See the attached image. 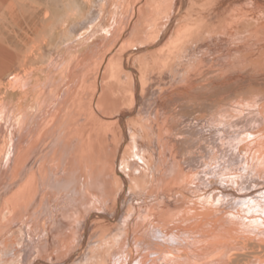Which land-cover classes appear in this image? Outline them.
Wrapping results in <instances>:
<instances>
[{
    "label": "bare ground",
    "instance_id": "bare-ground-1",
    "mask_svg": "<svg viewBox=\"0 0 264 264\" xmlns=\"http://www.w3.org/2000/svg\"><path fill=\"white\" fill-rule=\"evenodd\" d=\"M77 1L0 0V264H264V0Z\"/></svg>",
    "mask_w": 264,
    "mask_h": 264
},
{
    "label": "rangeland",
    "instance_id": "rangeland-1",
    "mask_svg": "<svg viewBox=\"0 0 264 264\" xmlns=\"http://www.w3.org/2000/svg\"><path fill=\"white\" fill-rule=\"evenodd\" d=\"M33 1H35V2H37L38 4H40V5H42V6H45V7H49L51 10H53V11H58V6L60 5L61 6V3H60V1L59 0H33ZM71 1H73V0H71ZM74 1H77V0H74ZM60 4H59V3ZM77 2H79V4L81 5V7L83 8V10L86 12L88 9H89V7H90V5H89V3H84V2H82V0H78ZM59 4V5H58ZM60 27H61V25H60ZM60 29V33H61V35L63 34V28H59ZM244 71H234V73H232V75H230V76H228V78L226 77L224 80L225 81H223V80H221V81H223V82H217V83H214L215 85H214V87L213 88H211V89H209V93L208 92H204L203 93V95H200V97L201 98H203V99H208L207 100V102H206V104L208 103V104H216L217 105V103H214L217 99H218V101H220L221 100V98L222 99H224V100H229V99H231V98H233V97H235L236 96V94H238V93H242V91H244V92H246V91H249L250 90V86L252 87L253 85L252 84H254L255 85V82H256V84H257V80H258V84H257V86L259 87V88H261V89H263L264 90V79L263 78H261L262 79V84H261V82H259V80H261L260 78H257L256 77V73H253L252 74V72L249 74V72L248 73H243ZM247 72V71H246ZM242 73V74H241ZM236 76V77H235ZM238 76V77H237ZM242 76L244 77V78H242ZM235 77V78H234ZM233 78H234V81H233ZM226 79L227 80H229V81H227L228 82V84H227V82H226ZM243 79H245V80H243ZM236 80V81H235ZM238 81H240L239 83H237L236 84V82H238ZM254 81V82H253ZM224 82L227 84V85H229L228 87L229 88H227V87H224L226 84H224ZM232 82H234V83H232ZM231 83V84H230ZM245 83V84H244ZM247 83V84H246ZM217 84V85H216ZM224 84V85H223ZM235 84V85H234ZM240 84V85H239ZM242 84V85H241ZM248 84H250V86L248 85ZM219 85V86H218ZM232 85H234V86H232ZM237 85H238V88H240L241 86V88L238 90L237 89ZM261 85H263V86H261ZM223 86V87H222ZM236 88V89H234V88ZM254 87H256V86H253L252 88H254ZM257 87V88H258ZM263 87V88H262ZM243 88H245V89H243ZM226 89V90H225ZM222 90V91H221ZM231 90V91H230ZM148 91V92H147ZM146 91V95L147 96H145V97H148L149 95H151L152 93L149 91V90H147ZM228 91H230V92H228ZM238 92V93H237ZM215 93H217V94H215ZM230 93V94H229ZM210 94V95H209ZM212 94V95H211ZM219 94V95H218ZM225 94V95H224ZM227 94V95H226ZM206 95H208V96H206ZM221 95H222V97H221ZM217 96V97H216ZM226 96V97H225ZM138 97H139V102L137 101L135 104V107L137 106V110H136V112H135V115H137V116H139V110L141 109V108H143L142 110H140V113L141 112H143L146 108H147V106L145 105H143L144 103H143V97L140 95V92L138 93ZM224 97V98H223ZM229 97V98H228ZM186 98V97H185ZM189 98V99H188ZM188 98L187 99H182L181 101L180 100H174V102H175V104L173 105V108L170 110V113H171V111L173 112V113H171V114H173V115H176V116H178V118L179 119H186V117L188 118V116H189V112L190 111H192L193 109L192 108H194V107H197L198 108V105H200L199 103H201L202 101L201 100H203V99H201L200 101L201 102H199V100L197 101V97L195 96H188ZM212 98H214V99H212ZM217 98V99H216ZM220 98V99H219ZM141 99V100H140ZM185 100H187L188 102L190 101V103H187V101L185 102ZM142 103H141V102ZM214 101V102H213ZM218 101H216V102H218ZM183 102V103H182ZM205 102V101H204ZM176 103H177V106H176ZM191 103H193V107H191V109H190V106H191ZM198 103V104H197ZM178 104H180V105H178ZM183 104H186L187 106H185V105H183ZM188 104H189V106H188ZM207 104V105H208ZM141 105V106H140ZM179 106V107H178ZM141 107V108H140ZM183 107V108H182ZM179 108H180V110H179ZM185 108V109H184ZM189 110V112H188V110ZM207 109H209V108H207ZM175 110H177V111H175ZM182 110V111H181ZM183 112H185V113H183ZM180 114H181V117H179L180 116ZM190 114H191V112H190ZM192 117L194 118V117H196L195 116V114H193L192 115ZM89 229V228H88ZM88 232H89V230H88ZM22 244L21 243H19V247L21 246Z\"/></svg>",
    "mask_w": 264,
    "mask_h": 264
}]
</instances>
